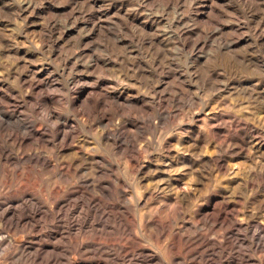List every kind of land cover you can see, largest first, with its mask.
I'll list each match as a JSON object with an SVG mask.
<instances>
[{
    "label": "rangeland",
    "instance_id": "374dc122",
    "mask_svg": "<svg viewBox=\"0 0 264 264\" xmlns=\"http://www.w3.org/2000/svg\"><path fill=\"white\" fill-rule=\"evenodd\" d=\"M0 115V264H264V0H0Z\"/></svg>",
    "mask_w": 264,
    "mask_h": 264
},
{
    "label": "bare ground",
    "instance_id": "6f19581e",
    "mask_svg": "<svg viewBox=\"0 0 264 264\" xmlns=\"http://www.w3.org/2000/svg\"><path fill=\"white\" fill-rule=\"evenodd\" d=\"M38 83H39L38 86L42 85L41 82H38ZM12 125L14 127L16 126L17 128L16 130H17V133L19 134L18 135L19 137H17V135L7 133L6 135L0 138V162L5 163L7 165L13 164L16 161L15 157L17 158L19 157L18 155L19 148L13 145L12 143H10L11 138H14V140L17 141V144L19 146H22L23 142L27 138L29 139V138H32L33 136L37 139V141L41 142L42 144L47 143L45 135L41 133L40 131L36 130L35 128H33L32 125L28 124L20 116L19 117L12 116L10 118H4L2 117V115H0V129H4L5 127L12 126ZM37 126H40V125H37ZM37 128H40V127H37ZM49 131L51 133V139L49 141L55 144L56 145L55 147H58L59 140L61 138L63 139L59 121L54 122L53 125L50 126ZM30 161L34 163V168H37L38 166H42L43 168L41 169V171L47 168V166H49V162H48L49 159H47L46 157H42L40 154L35 153L34 156L30 158ZM41 171L37 170L40 176L42 174ZM51 171H52V181L50 183H47V181L44 180L42 184L38 185L36 182L32 181L31 179L28 180V178L25 177L24 175L18 174V176L16 175L18 178V180L16 179V181H18V183H15V184L21 185L20 187L26 188V189L27 188L29 189L40 188L42 190L49 189L51 190L50 192H58L61 189L60 188L61 182L63 181L64 176L66 175L62 173V170L59 169V166L57 164L52 165ZM4 187L10 190V186H8L7 183L4 184ZM26 194L27 193H24L23 196H25ZM12 199H14L15 201H18L17 205H19L22 208L20 213H17L20 219L30 218V217L35 218V216L37 215L36 211L32 212L29 208V206H34V204L30 201V199H26L24 201H19L21 199H18V198H12ZM79 199H82V198L80 197ZM13 205L15 204L13 202L8 201L7 199L5 200L0 199V206H2V208L4 209V212L1 214L3 218H5L6 215L13 210L12 209ZM15 215H16L15 212H13V217H15ZM149 224L155 225L153 222H149ZM262 229H264V227H262ZM156 230H157V234L152 233V238H151L155 240L156 243L151 244V245L156 246L157 248V245L161 243L162 238H158L159 231L157 228ZM174 239L175 238H166L165 239L166 247L170 246L171 244L170 241ZM194 239L196 238H190L189 236H187V242H192ZM199 239L205 240L206 238L203 236H200ZM255 244L263 245L264 238H258V240H255ZM139 259L140 260H136V261H142L144 264H161L160 262H163L162 260H164V259H159L158 262L155 263L156 260L158 259L156 255H150L145 252L139 253ZM132 261H135V260H128V262H132Z\"/></svg>",
    "mask_w": 264,
    "mask_h": 264
}]
</instances>
